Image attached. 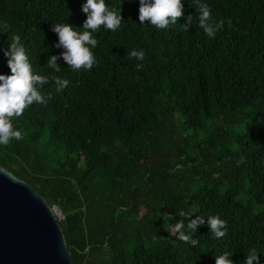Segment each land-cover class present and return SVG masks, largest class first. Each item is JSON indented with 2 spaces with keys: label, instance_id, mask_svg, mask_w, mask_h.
Returning a JSON list of instances; mask_svg holds the SVG:
<instances>
[{
  "label": "trees",
  "instance_id": "1",
  "mask_svg": "<svg viewBox=\"0 0 264 264\" xmlns=\"http://www.w3.org/2000/svg\"><path fill=\"white\" fill-rule=\"evenodd\" d=\"M182 2L184 18L157 29L140 23L139 0H105L122 10L120 29L93 33L91 70L60 60L56 73L51 28L82 30L86 0H0V49L19 35L34 73L70 81L57 92L50 80L51 99L12 118L23 139L0 145V167L60 213L72 264H215L224 252L244 264L253 248L264 264V0H200L223 20L214 38L194 0ZM181 210L205 218L195 247L168 230ZM213 215L227 222L223 238Z\"/></svg>",
  "mask_w": 264,
  "mask_h": 264
},
{
  "label": "clouds",
  "instance_id": "2",
  "mask_svg": "<svg viewBox=\"0 0 264 264\" xmlns=\"http://www.w3.org/2000/svg\"><path fill=\"white\" fill-rule=\"evenodd\" d=\"M196 8L197 25L202 28L205 34L211 38L215 37L217 31L223 26V20L215 22L212 20L211 8L200 0H194ZM82 11L86 15L82 30H77L72 25L64 23H54L51 31L58 37V43L54 45L56 49H63L59 55H52L47 58L46 67L56 73L61 71L58 61L63 60L72 71L91 70L97 63L92 49L98 45V40L93 36L101 26L113 32L120 29L124 18L122 10L106 5L105 0H86L82 6ZM184 4L182 0H139V21L141 24L147 22L157 29H167L170 25H176L184 18ZM187 22L181 24V28L187 32L193 24V16L186 17ZM5 29L7 25H4ZM8 50L3 51L7 58V66L10 75H0V145L7 146L12 140H22L23 133L14 127L12 118H19L26 108L35 104H46L51 96H45L41 89L51 81H54L56 91H62L69 86L68 79L53 76L49 79L34 73L32 64L26 54V49L20 41L19 35L9 36ZM129 59L135 58L138 61L145 59L143 50H131L127 53ZM137 70H142L143 65L137 63ZM195 214L179 211L177 216L181 219L174 225H169V232L175 235L182 242L190 243L193 247L199 241L192 238V234L197 232L198 227L204 225L205 218L202 216L192 217ZM207 226L215 238H223L227 234V222L219 215L209 216ZM230 254L224 252L215 256V264H233L229 258ZM244 264H260L256 249H250L246 254Z\"/></svg>",
  "mask_w": 264,
  "mask_h": 264
},
{
  "label": "water",
  "instance_id": "3",
  "mask_svg": "<svg viewBox=\"0 0 264 264\" xmlns=\"http://www.w3.org/2000/svg\"><path fill=\"white\" fill-rule=\"evenodd\" d=\"M54 210L0 167V264H72Z\"/></svg>",
  "mask_w": 264,
  "mask_h": 264
},
{
  "label": "built area",
  "instance_id": "4",
  "mask_svg": "<svg viewBox=\"0 0 264 264\" xmlns=\"http://www.w3.org/2000/svg\"><path fill=\"white\" fill-rule=\"evenodd\" d=\"M55 212H58V211L57 210H54V215L57 217V214ZM57 219H58V221L61 220L62 219V216H61V219H59V217Z\"/></svg>",
  "mask_w": 264,
  "mask_h": 264
},
{
  "label": "rangeland",
  "instance_id": "5",
  "mask_svg": "<svg viewBox=\"0 0 264 264\" xmlns=\"http://www.w3.org/2000/svg\"><path fill=\"white\" fill-rule=\"evenodd\" d=\"M55 213L57 214V218L59 217V219H61L60 213H58V212H55Z\"/></svg>",
  "mask_w": 264,
  "mask_h": 264
}]
</instances>
